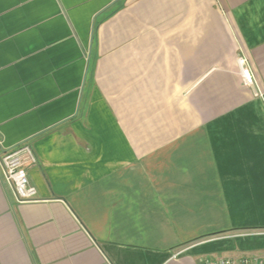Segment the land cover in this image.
I'll use <instances>...</instances> for the list:
<instances>
[{
  "label": "crops",
  "instance_id": "obj_1",
  "mask_svg": "<svg viewBox=\"0 0 264 264\" xmlns=\"http://www.w3.org/2000/svg\"><path fill=\"white\" fill-rule=\"evenodd\" d=\"M0 139V264L264 259V0H0Z\"/></svg>",
  "mask_w": 264,
  "mask_h": 264
},
{
  "label": "built area",
  "instance_id": "obj_2",
  "mask_svg": "<svg viewBox=\"0 0 264 264\" xmlns=\"http://www.w3.org/2000/svg\"><path fill=\"white\" fill-rule=\"evenodd\" d=\"M241 76L245 85H252L249 71L244 67L245 60L239 59ZM0 139V166L7 183L12 188L18 203L33 202L36 199V190L27 179L26 166L35 164V158L28 146L10 150H1ZM201 264H264V259L258 256H243L239 258H203Z\"/></svg>",
  "mask_w": 264,
  "mask_h": 264
}]
</instances>
